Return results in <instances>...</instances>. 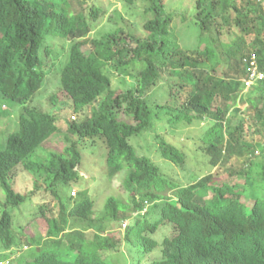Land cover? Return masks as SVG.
Returning a JSON list of instances; mask_svg holds the SVG:
<instances>
[{"label":"trees","instance_id":"trees-1","mask_svg":"<svg viewBox=\"0 0 264 264\" xmlns=\"http://www.w3.org/2000/svg\"><path fill=\"white\" fill-rule=\"evenodd\" d=\"M167 1L146 0L145 37L120 26L90 38L104 14L92 0H0V93L21 105L16 129L0 146V261L14 259V249L28 243L31 249L15 264H112L104 253L117 243L105 235L106 226L129 220L123 239L132 248V264H264V81L244 98L242 81L250 54L264 69L262 0H195L199 46L191 50L180 48L172 35L174 13ZM49 36L71 41L61 91L75 113L91 110L68 121L62 151L42 155L38 148L61 130L52 113L29 106L43 84ZM109 68L121 74L136 69L135 83L113 88ZM161 93L165 97L154 100ZM50 99L61 102L58 93ZM172 101L180 104L173 108ZM241 111L252 114L263 143L258 154L251 150L246 166L223 179L208 173L181 184L131 143L143 132L156 133L163 113L174 125L209 118L202 149L213 165L225 164L247 149L235 120ZM156 139L163 159L184 164L181 149L163 135ZM89 140L105 145L107 175L123 174L127 193L126 201L109 196L97 214L87 188L76 196L69 191L80 178V149ZM20 166L34 179L28 192L16 191L12 182ZM42 185L54 202L37 204L32 219L42 218L46 233L34 238L14 224L10 211L34 199ZM78 221L97 229L88 236L73 226ZM163 227L171 233L160 241L155 234Z\"/></svg>","mask_w":264,"mask_h":264},{"label":"rangeland","instance_id":"rangeland-1","mask_svg":"<svg viewBox=\"0 0 264 264\" xmlns=\"http://www.w3.org/2000/svg\"><path fill=\"white\" fill-rule=\"evenodd\" d=\"M92 2L100 6L104 14L99 17V20L94 25L92 32L89 34L90 38L99 37L120 26L130 34L141 38L146 36V32L143 29V24L147 19L143 13L146 7V0H133V2H128L127 0H92ZM194 3L195 0L167 1L168 9L174 13L172 35L178 42L180 48L185 50L195 49L199 46V30L193 17L195 13ZM262 4L264 6V0H262ZM232 39L230 38V40ZM70 43V40L61 36H49L47 38L45 45H49L51 49L49 55L45 56V62L43 63V84L35 94L33 100L29 103L31 107L52 113L56 117L57 125L61 128L59 132L50 138L46 147L41 145L38 148V152L42 155L46 151H62L65 147L64 145L67 144L66 137H69V133L66 131L68 121L71 118L81 119L83 118V114H88L91 110L90 106L82 111V115L75 113L72 102L61 91V70L68 60ZM88 48V45L82 46V49L87 53L89 52ZM39 57L41 59V53ZM109 71L113 88L124 90L135 83L134 73L136 69L131 68L126 74H121L112 68H109ZM186 91L187 88L185 90L183 89L181 94L185 96L184 92ZM253 92L251 89H245L243 91V98ZM55 93H58L61 101L57 104L52 103L50 99ZM254 93H257L256 90ZM162 95L165 97L164 93L154 95V100H159V97ZM216 103L219 104L221 102L217 100ZM179 104V101H172L171 106L174 108ZM241 105L240 103L238 104V106ZM231 108L232 106L230 107V114H233L234 110ZM20 112L21 105L19 102L12 101L0 93L1 147L5 145L7 134L16 129ZM240 116V120L238 118L235 120L242 127L240 131L241 143L247 149H245L246 151L243 155H231L226 158L225 164L219 163L217 166L211 163L210 158L204 153L201 146L203 144L201 137L211 124L209 118L194 121L191 124L181 122L174 125L168 123L166 114L163 113L161 118H158L155 123L156 133L149 131L143 132L140 136L132 137L131 143L139 155H144L152 159L161 168L164 175L175 179L181 184L187 185L194 180V177H201L208 173H214L220 179H223L232 172H237L246 166L247 160L251 158V150H260V146L263 143L262 134L259 131L260 128L254 124L252 114L247 111H241ZM156 134L163 135L167 141L181 149L187 155L183 165H177L161 157ZM94 142L96 144H91L92 141L89 140L87 146L80 149L82 155L80 178L70 186L69 191L73 195V190H76L78 194L81 189L87 188L89 196L94 202V212L97 214L102 211L104 203L109 196H115L120 200L126 201L127 193L121 185L123 174H118L113 179H110L107 175V149L105 145L98 142V140ZM256 159L258 160L259 157ZM33 181L34 179L31 174L22 166L18 168L14 180H12L15 190L21 193L32 190ZM43 188L44 185H42L41 190L34 199L28 200L20 207H15L13 211H10L12 216H14V224L22 227L26 233H29L34 238L42 237L46 233V222L42 218L32 219L37 209V204L46 202L53 204L54 202L51 200L50 195L42 190ZM65 190L68 191L67 187H65ZM3 198L4 192L0 188V202L3 201ZM125 221L128 225L129 220ZM86 225L84 221L82 223L78 221L73 224L76 228L85 229L88 236H91V233L97 228L88 229ZM106 228L105 235L112 237L117 243V248L110 252H105L104 257L112 264H132V258L130 257L132 248L123 239L126 226L124 227L123 225H118V223L110 222ZM170 233V228L163 227V229H159L155 236L161 241L165 236H169ZM131 246L134 247V241ZM30 249L31 247L28 243H24L22 249H14L16 252L11 253L15 257L12 259V264H15L17 258L26 255Z\"/></svg>","mask_w":264,"mask_h":264},{"label":"built area","instance_id":"built-area-1","mask_svg":"<svg viewBox=\"0 0 264 264\" xmlns=\"http://www.w3.org/2000/svg\"><path fill=\"white\" fill-rule=\"evenodd\" d=\"M244 63L247 68L248 75L242 79L244 87L246 89L264 81V69H261L258 63V59L255 53L250 54V56L244 59ZM255 154H258L256 150ZM73 195H76V190L72 191ZM127 223L124 222L123 226L125 227ZM0 264H9L8 260L1 262Z\"/></svg>","mask_w":264,"mask_h":264},{"label":"clouds","instance_id":"clouds-1","mask_svg":"<svg viewBox=\"0 0 264 264\" xmlns=\"http://www.w3.org/2000/svg\"><path fill=\"white\" fill-rule=\"evenodd\" d=\"M245 89H246V88H245ZM72 119H75V118H72ZM126 223H127V222H126ZM126 225H127V224H126ZM12 258H13V257H8V258H6V259H3V260L0 261V263L3 262V261H5V260H8V261H9V264H11V262H12Z\"/></svg>","mask_w":264,"mask_h":264}]
</instances>
